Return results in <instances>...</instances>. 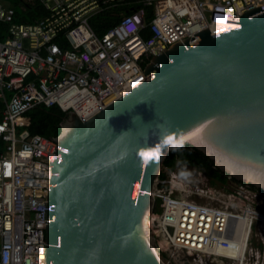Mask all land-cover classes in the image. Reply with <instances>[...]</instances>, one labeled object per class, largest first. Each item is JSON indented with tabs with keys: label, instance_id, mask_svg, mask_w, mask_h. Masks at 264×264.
<instances>
[{
	"label": "built area",
	"instance_id": "2783aa9c",
	"mask_svg": "<svg viewBox=\"0 0 264 264\" xmlns=\"http://www.w3.org/2000/svg\"><path fill=\"white\" fill-rule=\"evenodd\" d=\"M19 1L22 10L37 2L46 12L17 21L15 8L0 0L7 25L0 40V264H44L56 141L18 130L16 119L42 104L88 120L146 79L153 55L187 37L196 43L193 34L206 27L210 34L237 27L241 12L264 0ZM103 15L118 20L98 33L91 20ZM161 172L148 224L171 264H264V193L231 178L193 181L177 166Z\"/></svg>",
	"mask_w": 264,
	"mask_h": 264
},
{
	"label": "water",
	"instance_id": "95a60500",
	"mask_svg": "<svg viewBox=\"0 0 264 264\" xmlns=\"http://www.w3.org/2000/svg\"><path fill=\"white\" fill-rule=\"evenodd\" d=\"M262 9L153 55L148 77L88 120L66 114L48 162L44 264H171L148 224L169 151L138 155L164 131L264 193V12L250 16Z\"/></svg>",
	"mask_w": 264,
	"mask_h": 264
},
{
	"label": "trees",
	"instance_id": "16d2710c",
	"mask_svg": "<svg viewBox=\"0 0 264 264\" xmlns=\"http://www.w3.org/2000/svg\"><path fill=\"white\" fill-rule=\"evenodd\" d=\"M8 1L15 8L17 21L34 22L46 12L37 2L27 4L28 8L22 10L19 0ZM117 20V18L109 20L103 15L93 18L91 24L96 32L102 33L106 28L115 24ZM6 33L7 25L0 21V40L6 36ZM65 116L66 114L57 105L47 107L40 104L20 115L15 121V126L18 130L27 129L32 134L55 137L60 133L61 122ZM2 145L3 141L0 138V148ZM163 166L168 169H173L176 166H188L203 170L212 182L224 183L227 179V176L215 168L207 156L187 143H184L181 152H168L163 161Z\"/></svg>",
	"mask_w": 264,
	"mask_h": 264
},
{
	"label": "clouds",
	"instance_id": "9594fccd",
	"mask_svg": "<svg viewBox=\"0 0 264 264\" xmlns=\"http://www.w3.org/2000/svg\"><path fill=\"white\" fill-rule=\"evenodd\" d=\"M183 148L184 135L182 132L164 131L154 145L139 149L138 155L145 161H150L161 158L165 150L178 153L183 151Z\"/></svg>",
	"mask_w": 264,
	"mask_h": 264
},
{
	"label": "rangeland",
	"instance_id": "374dc122",
	"mask_svg": "<svg viewBox=\"0 0 264 264\" xmlns=\"http://www.w3.org/2000/svg\"><path fill=\"white\" fill-rule=\"evenodd\" d=\"M177 169L181 174H183L190 180L207 181L206 178H208V176H206L207 174L206 175L204 174V171H201L202 172L201 174H197L194 168L188 166H177Z\"/></svg>",
	"mask_w": 264,
	"mask_h": 264
},
{
	"label": "flooded vegetation",
	"instance_id": "af4514ba",
	"mask_svg": "<svg viewBox=\"0 0 264 264\" xmlns=\"http://www.w3.org/2000/svg\"><path fill=\"white\" fill-rule=\"evenodd\" d=\"M208 176V175H207ZM209 177V176H208ZM210 178V177H209ZM226 180H228V177H227V179ZM231 181H235V182H238L237 180H235V179H232L231 178Z\"/></svg>",
	"mask_w": 264,
	"mask_h": 264
}]
</instances>
